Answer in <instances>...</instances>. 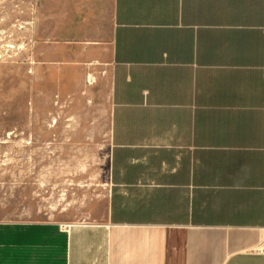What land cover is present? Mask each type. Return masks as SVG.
<instances>
[{"label":"crops","instance_id":"0c3cea01","mask_svg":"<svg viewBox=\"0 0 264 264\" xmlns=\"http://www.w3.org/2000/svg\"><path fill=\"white\" fill-rule=\"evenodd\" d=\"M37 32L108 81L107 212L0 226V264H264V0H39Z\"/></svg>","mask_w":264,"mask_h":264},{"label":"rangeland","instance_id":"374dc122","mask_svg":"<svg viewBox=\"0 0 264 264\" xmlns=\"http://www.w3.org/2000/svg\"><path fill=\"white\" fill-rule=\"evenodd\" d=\"M39 0H0V226L96 222L109 194V84L41 63Z\"/></svg>","mask_w":264,"mask_h":264}]
</instances>
